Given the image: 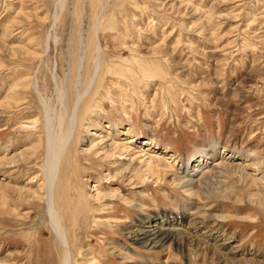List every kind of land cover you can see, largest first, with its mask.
Listing matches in <instances>:
<instances>
[{"label": "rangeland", "instance_id": "obj_1", "mask_svg": "<svg viewBox=\"0 0 264 264\" xmlns=\"http://www.w3.org/2000/svg\"><path fill=\"white\" fill-rule=\"evenodd\" d=\"M57 1L0 0V155L4 148L8 156L36 148L6 172L0 167V182L13 195L0 194V264L60 262L63 249L45 203H19L17 194L23 185L36 189L43 177V99L59 107L53 80L73 97L85 91L95 53L103 59L77 121L91 125L78 132L63 159L57 191L71 264H83L89 255L90 264H264V204L251 196L256 185L232 176L227 180L237 188L230 197L206 195L203 206L177 184L184 175L177 164L169 177L175 183L109 182L119 192L103 196L100 205L86 192L112 167L81 153V139L99 123L131 125V135L152 140L179 164L216 141L238 155L236 162L247 165L251 158L264 174V0H63L62 8ZM4 100L10 107L1 105ZM100 183L97 190L105 193L109 183ZM187 203L192 216H225L205 221L226 239L220 250L235 251L237 260L212 258L206 249L212 239L182 255L132 244L126 229L138 219L175 220Z\"/></svg>", "mask_w": 264, "mask_h": 264}, {"label": "bare ground", "instance_id": "obj_2", "mask_svg": "<svg viewBox=\"0 0 264 264\" xmlns=\"http://www.w3.org/2000/svg\"><path fill=\"white\" fill-rule=\"evenodd\" d=\"M62 3L63 0H58L56 6L62 8ZM102 54L95 53L96 59L94 69H92L93 73L88 75L90 78L87 76L89 78V80L87 78L88 83L85 82L87 84L85 85L86 90H80V92H77L74 97L73 94L68 93L65 87H63L62 81L60 82L57 79L53 80L56 101L59 107L53 109L51 107L52 105H48L42 98L44 104L42 119L44 120L46 136L45 144L43 142L46 155L44 162L41 164L43 177L39 186H36V189H33L32 186L23 185L22 187L20 186L18 194L16 193L17 201L19 203L27 204L30 202L28 199L36 198L45 203L50 230L57 238L61 249H63L59 264H71L72 261V251L69 249L66 235L57 214L58 205L61 202L59 199L57 200V191L60 189L59 176L62 170L61 166L63 165V159L67 157L68 153L70 154V148L79 141V135H77L78 132H80L83 127L88 129L89 125H91H88L87 123V125L84 126L82 125V122L77 125V121H79L78 117H80V113H83V105L85 104V102L82 101L84 99L83 96L87 95L86 93L88 89L91 88L90 84L98 75V66H100V62L103 59ZM33 79H35L34 84L38 85L36 75L33 76ZM22 88L19 89L24 91V88ZM81 91L83 92L81 93ZM4 101L1 105L10 107L11 101H5V103ZM89 107H91V105ZM56 119H58V122H56ZM65 122L66 124L64 125ZM97 124L95 123L96 126ZM97 128L98 129H95V132L93 131L89 133L91 137L84 136V138L81 139V144L86 145L81 149V153L91 152V155L94 156L95 159L103 160L112 167V171H106L104 176L101 177L106 178L108 183L120 180L131 184L134 179L141 182V184H145L147 181L156 182L162 180H170L174 182L169 179V177L170 175L173 176L171 168L178 164L184 170V175L181 173L182 178L177 180V184L189 196L194 197L197 202H199V200L203 201L204 203L200 202L202 205L206 203V195L213 197L220 196L224 197V199L225 197L229 198L232 187L235 186L232 184H236V181L233 182L227 180L231 179L232 176H236V180L240 183H247V181H249L251 184L256 185L257 191L251 196L256 197L254 199H257L260 203L264 204V174H262L261 171L263 170L259 164L251 158L247 160V165H243L240 160L236 162L238 158L235 157L238 155H235L231 150L227 152V148L222 146L221 143L219 144L218 142L216 143V141H212L208 146L210 150H200L198 157L194 158L190 163L182 162L179 164V160L176 158L177 156L169 154V152L167 153L166 149H158L152 140H141V138L134 137L133 134L131 135V133H133L131 125H125V127L119 128L117 124L103 125L99 123ZM218 148H222L221 151L218 150ZM29 149L30 148L24 149L19 151V154L8 156V153H6L7 149L4 148V152L2 151L3 154L0 155V167L2 168L0 169L5 170L8 164L15 163V160L18 161L21 158H26L32 151L35 152L36 148ZM68 158H70V156ZM67 166L69 165L67 164ZM249 168L252 169V171L248 170ZM6 171L7 170H5V172ZM101 178L94 181V183H91L93 185L86 192L87 199L90 201L92 200L95 203L98 202L100 205V200L104 199L105 196L109 195L113 197L119 190L118 188H110L112 185L109 183L105 193H100L97 188L101 185ZM4 185L0 182V194L7 197H13L11 192L6 188L7 186ZM5 190H7V192ZM237 190L239 191V189ZM190 198L188 200H190ZM193 201L195 202V200ZM64 202L65 201H63V203ZM129 203L130 206L135 205L136 207H141L138 202L137 204H133L129 201L128 204ZM187 204L185 210L186 213L182 215L179 213L180 215L174 216L175 220L166 221V219H161L159 217L147 218L145 216L138 219L131 228L128 227L126 229L127 235L132 244L140 245L147 249H158L161 254L166 255L171 249H175L182 255L189 251L188 248L190 249L194 246L199 247L202 240L212 239L214 244L206 245V249H211L212 258L216 261L221 259L228 261L237 260L235 255L233 256L235 251L229 249H227L228 251L220 250L221 247H224L227 243L226 239H224L223 234H217L216 230L211 229L212 227H208L206 224L207 221H205V218L216 219V216L220 218H225V216L222 215V213L212 214L211 212H209L210 214L206 212L204 214L199 213L200 215L194 214L192 216L191 214H188L191 213L193 209L192 204ZM188 215L191 216L188 218ZM211 234H214V236ZM91 258L90 255L86 258L87 260L84 258L85 261H83V264H90Z\"/></svg>", "mask_w": 264, "mask_h": 264}]
</instances>
